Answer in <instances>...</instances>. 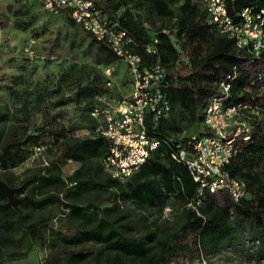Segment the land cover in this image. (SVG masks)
Segmentation results:
<instances>
[{"label":"trees","instance_id":"obj_1","mask_svg":"<svg viewBox=\"0 0 264 264\" xmlns=\"http://www.w3.org/2000/svg\"><path fill=\"white\" fill-rule=\"evenodd\" d=\"M204 1H103L102 8L133 36L131 48L143 56L144 65L161 61L166 68L164 88L172 110L160 120L152 112L147 117L150 134L160 137L162 142L129 179L123 181L110 176L103 158L110 150L111 141L95 130L96 121L91 116L97 102L88 106L92 123L87 136L70 134L79 126L53 132L57 145L53 157L37 169L30 168L19 180L12 169L24 162L35 147L50 145L42 141L40 134L10 141L8 157L0 163L3 168L0 177L11 186L19 185L17 195L25 193L18 205L0 194V229L20 230L17 236L0 232V244L10 242L23 248L14 252L13 258L26 257L34 239L44 240L43 226L26 222L25 211L52 204H64L80 220V226L73 234L60 232L63 246H57L60 241L51 244L53 250L43 264H63L64 249L73 264L90 260L94 264H197L205 254L216 252L226 240L243 230L251 234L264 255V52L258 55L239 49L233 37L220 32L209 21ZM137 5L149 7L156 15L173 21L151 28L139 19L134 8ZM228 7L231 15L241 21L246 7L261 10L264 0H228ZM95 38L105 53V65L121 59L108 43ZM150 46L156 51H150ZM230 75L233 86L228 104L251 101L263 106V113L252 118L251 137L247 138L246 134L237 137V153L227 167L247 182L249 193L240 200L227 191L203 189L188 163L175 156L182 146L188 147L191 134L181 133L185 125H196L199 133L206 131L205 109L213 96L222 94L219 82ZM90 88L96 94L107 91L99 85ZM4 133L5 128L0 127V142ZM71 160L81 162V166L67 176L65 166ZM89 188L112 189L117 201L129 200L142 208L164 206L167 198L174 197L182 209L172 226L160 229L147 224L146 234L138 237L131 224L122 223L120 217L114 216L112 206L75 199ZM88 242L93 245L86 246ZM0 264H5L2 255Z\"/></svg>","mask_w":264,"mask_h":264},{"label":"rangeland","instance_id":"obj_2","mask_svg":"<svg viewBox=\"0 0 264 264\" xmlns=\"http://www.w3.org/2000/svg\"><path fill=\"white\" fill-rule=\"evenodd\" d=\"M134 8L139 19L151 28L173 21L156 15L149 7L137 5ZM98 45L95 36L83 25L72 22L66 11L51 12L33 0H0V127L5 128L0 153L11 145L10 141L25 139L28 134H40L42 141L50 145L49 148L35 147L24 162L12 169L18 180L25 177L30 168L37 169L53 157L57 149L53 132L79 126L70 134L87 136L92 123L89 105L103 102L101 96L104 94L107 100L114 101L132 92L133 75L122 59L112 63L114 83L108 85L110 76L103 62L105 53ZM93 85L107 88L106 93H94L90 88ZM196 130V125L187 124L181 133L193 134ZM78 166L79 162L70 161L66 175H71ZM24 195L18 193L17 196ZM75 199L82 203L94 201L102 207L112 206L114 216L120 217L122 223L131 224L138 237L146 234L147 224L160 229L172 226L182 209L174 197L167 198L164 206L144 208L129 200L117 201L112 189L89 188ZM25 213L28 214L26 222L43 226L44 240L34 239L32 250L24 258H13L14 252L23 249L20 246L10 242L0 244V255L5 264H43L53 250L51 244L60 241L57 246H63L59 240L60 232L73 234L80 226V220L64 204H52ZM0 232L13 236L20 234V230L0 229ZM251 238V234L243 230L196 263L264 264L260 245ZM63 254V264H73L65 249ZM80 264H94V261Z\"/></svg>","mask_w":264,"mask_h":264},{"label":"built area","instance_id":"obj_3","mask_svg":"<svg viewBox=\"0 0 264 264\" xmlns=\"http://www.w3.org/2000/svg\"><path fill=\"white\" fill-rule=\"evenodd\" d=\"M51 12L66 11L78 23L108 43L126 62L133 75V90L129 95L114 101L101 96L103 102L91 110L95 119V130L111 141L108 154L103 158L106 172L120 180H127L140 170L162 139L151 135L147 123L150 112L160 120L169 115L172 102L165 91L167 71L161 61L144 65L143 56L132 50L133 36L119 20L102 8L104 0H33ZM209 21L222 33L236 41L239 49H247L258 55L264 52V8L254 10L246 7L243 20L237 21L231 15L228 0H205ZM159 41V38H155ZM35 41V40H33ZM150 51H156L153 46ZM110 76L108 85H113L114 66H105ZM227 79L219 82L222 94L213 96L205 109L204 133H193L188 138V147L182 146L175 156L184 159L203 189L212 192L227 191L236 200L247 196L245 179L227 169L237 153V137L246 134L251 137L252 118L263 113L259 103L241 101L228 104L233 83ZM91 132V131H89ZM74 183V182H72ZM189 264V263H185Z\"/></svg>","mask_w":264,"mask_h":264},{"label":"water","instance_id":"obj_4","mask_svg":"<svg viewBox=\"0 0 264 264\" xmlns=\"http://www.w3.org/2000/svg\"><path fill=\"white\" fill-rule=\"evenodd\" d=\"M9 151L10 145H7L5 150L0 153V161L7 159ZM18 190L19 186H11L2 177H0V194L7 196L9 201L14 205H18V203L22 201V198L17 196Z\"/></svg>","mask_w":264,"mask_h":264},{"label":"crops","instance_id":"obj_5","mask_svg":"<svg viewBox=\"0 0 264 264\" xmlns=\"http://www.w3.org/2000/svg\"><path fill=\"white\" fill-rule=\"evenodd\" d=\"M71 161H76V160H71ZM76 162H79V161H76ZM69 163H70V162H69ZM69 163H68V164H69ZM79 163H80V166H81V162H79ZM68 164H67V165H68ZM67 165H66V166H67ZM66 166H65V169H66ZM80 166H78L77 168H79ZM77 168H76V169H77ZM76 169H75V170H76ZM75 170H74V171H75Z\"/></svg>","mask_w":264,"mask_h":264}]
</instances>
